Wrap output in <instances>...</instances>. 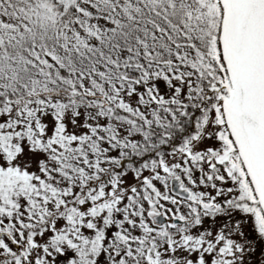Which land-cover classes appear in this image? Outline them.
Segmentation results:
<instances>
[{
    "label": "snow or ice",
    "instance_id": "obj_1",
    "mask_svg": "<svg viewBox=\"0 0 264 264\" xmlns=\"http://www.w3.org/2000/svg\"><path fill=\"white\" fill-rule=\"evenodd\" d=\"M0 264H264V0H0Z\"/></svg>",
    "mask_w": 264,
    "mask_h": 264
}]
</instances>
